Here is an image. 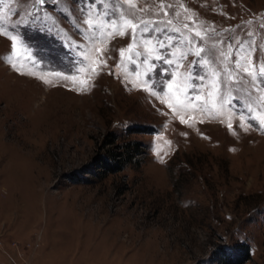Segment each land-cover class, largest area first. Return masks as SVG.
<instances>
[{
	"label": "rangeland",
	"instance_id": "rangeland-1",
	"mask_svg": "<svg viewBox=\"0 0 264 264\" xmlns=\"http://www.w3.org/2000/svg\"><path fill=\"white\" fill-rule=\"evenodd\" d=\"M133 3L136 9L123 8L136 19L172 20L168 27L185 34V24L209 30L202 55L214 67L220 52L209 47L213 42L223 40L225 50L230 40L264 45V0ZM62 7L59 0H0V26L21 34L45 61L40 69L27 60L14 68L12 42L0 35V264H225L228 255L241 258L242 244L249 257L239 264H264V128L256 120L241 127L227 105L203 122L189 108L181 115L193 126L181 123L167 106L176 102L175 88L164 103L146 90L148 65L131 62L130 32L107 42L108 66L87 91L51 76L45 83L48 68L67 71L63 45L84 43L75 17L55 15ZM162 35L182 40L176 32ZM184 50L178 42L172 58ZM17 52L24 55L19 43ZM195 59L188 55L180 73L187 75ZM151 62L152 79L167 80L161 69L169 66ZM222 91L236 97V113L256 99L239 84Z\"/></svg>",
	"mask_w": 264,
	"mask_h": 264
},
{
	"label": "snow or ice",
	"instance_id": "snow-or-ice-1",
	"mask_svg": "<svg viewBox=\"0 0 264 264\" xmlns=\"http://www.w3.org/2000/svg\"><path fill=\"white\" fill-rule=\"evenodd\" d=\"M56 2L57 0H54V3ZM37 3L44 5L46 0H37ZM59 3L63 4L64 7L55 15L60 20H67L69 16L75 17L72 23L84 43L70 39L63 45L67 49L65 53L68 59V63L65 65L67 71L54 67L48 68L45 70V74L40 77L45 83L52 82L50 79H45V76H51L78 85L76 88L78 91H87L92 76L98 74L97 70H102L108 66V58L105 57V52L108 51L107 42L116 36H125L130 32L132 43L128 45L127 51L133 53L135 57L131 62L136 63L139 60L141 63L148 65V71L145 73L147 78L143 81L146 90L150 91L153 96L160 98L161 102L164 103L163 97L169 95L175 88L176 102L175 104L168 103L167 106L175 109L177 115L180 116L181 123L188 124L189 127L193 126L181 115L189 108L201 113L200 122H203L204 117L213 119L222 116L223 109L227 105L229 113L232 116L239 117L241 127L245 124L252 127L250 121L256 120L258 125L264 128V45L258 46L254 40H236L235 42L230 40L225 50L219 48V45L225 43L223 40L213 42L209 47L218 49L220 52L219 66L214 67L215 61L202 55L206 52L204 44L210 39L209 30L207 29L200 31L194 26L190 27L189 24H185L184 29L190 33L185 34L178 27H168L173 24L172 20L136 19L134 18L135 12L126 14L123 8V5L130 4L133 9H136L133 0H83V3L82 0H59ZM81 3L82 6L79 7L78 11L82 19L75 16L77 5H81ZM138 10L144 11L143 9ZM165 15H167V12H165ZM37 18L50 19L51 16L46 15ZM188 19H191V17H188ZM161 24L164 27H161ZM47 31L52 32L53 29L49 28ZM169 31L178 33L182 40L178 41L177 37L172 35H162ZM211 31L214 32V29H211ZM0 35L6 36L12 42V66L14 68L21 60L29 61L30 66L36 69H40L45 63V61L35 57L31 45L23 40L21 34H13L8 31L6 26H0ZM247 35L251 37L253 34L248 33ZM178 42L185 45V50L179 57L173 59L172 57L176 56L175 49ZM18 43L24 55L17 52ZM140 44L145 47V53L143 54L134 51ZM148 45H152V47H148ZM165 49L169 50L167 56L164 55L163 50ZM119 54L123 58L125 49H120ZM188 55H194L196 59L190 62L189 72L185 75L180 73L179 69L183 67L182 62L187 59ZM152 60L160 61L169 66V68L161 69V75L167 76V80L157 81L152 79L151 73L156 68V65L152 64ZM197 67L205 70L203 75L194 71ZM172 69H175V71H172ZM80 74H84V78L81 79ZM110 74L112 73L110 72ZM206 81L207 83H205ZM230 84L245 86L249 97L255 95V101L244 105L243 111L234 112L231 104L236 97L229 93L227 98H223L222 90ZM134 86L140 87L141 85L134 84ZM165 86L167 92L164 91ZM204 89L210 90L205 93ZM179 93L184 94L183 98L180 97ZM221 122L223 123V120ZM227 126L232 129L231 121Z\"/></svg>",
	"mask_w": 264,
	"mask_h": 264
},
{
	"label": "trees",
	"instance_id": "trees-1",
	"mask_svg": "<svg viewBox=\"0 0 264 264\" xmlns=\"http://www.w3.org/2000/svg\"><path fill=\"white\" fill-rule=\"evenodd\" d=\"M133 150H136V148H134ZM131 154V153H130ZM133 154V153H132ZM131 158V155L128 156V159ZM120 159V158H117ZM119 161V160H118ZM243 246V247H242ZM241 247H238L239 249H241L243 251V254L241 256V258H239V260H233L232 258H230V256L228 255L227 257L223 258V261L225 264H239L242 261H244L245 259H247L249 257V246L248 244H242Z\"/></svg>",
	"mask_w": 264,
	"mask_h": 264
}]
</instances>
